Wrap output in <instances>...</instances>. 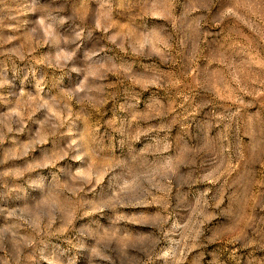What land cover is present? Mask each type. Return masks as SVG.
<instances>
[{
  "label": "clouds",
  "instance_id": "clouds-1",
  "mask_svg": "<svg viewBox=\"0 0 264 264\" xmlns=\"http://www.w3.org/2000/svg\"><path fill=\"white\" fill-rule=\"evenodd\" d=\"M216 2L184 0L178 5L177 0H119L121 7L139 9L136 15L143 22L130 21L119 33V43L113 36L107 38L124 55L142 60L138 70L134 61L108 56L96 35L97 31L107 35L111 28L118 27L111 18L113 0H97L96 9L89 6L88 0H30L36 19L19 22L25 28V43L10 50V55L16 57L10 70L13 76L24 73L21 84L29 78L33 83L31 92L19 90L21 99L27 98L28 102L17 104L15 115L20 123L36 117L33 123L41 128L44 142L47 138L58 139L62 146H59L58 158L46 152L25 155L20 164L9 168H4L5 161L0 160V220L7 218L9 225L0 228V264H48L51 256H56L59 264H121L118 242L124 238V232L134 229L121 225L120 234L105 232L115 212L122 206L151 200L161 204L166 220L167 209L173 207L177 214L183 212L190 204L187 198L192 195L191 185L204 181L219 184L220 196L210 188L198 190V217L202 216L203 220L223 217L224 222L234 223L235 227L221 233V238L230 236L241 247L253 240L249 229L264 239V194L253 191L257 183L253 166L257 163L264 166V154L258 155L250 147V155L245 158L238 139L234 146L225 145L223 134L213 135V129L224 120L231 126V117L217 121L208 112L192 122L188 139L179 136L173 141L168 134L170 125L162 119L166 111L149 110L159 98L155 94L146 100L141 96L150 86L167 85L159 66L143 61L171 62L172 50L177 47L185 56L187 69H191L192 49L204 38V26L223 23L228 18L219 11L213 13ZM14 11L8 0H0V16L7 13L8 19L17 20ZM149 19L163 23L149 24ZM14 39L0 41V47ZM50 39H58L62 48L72 50L59 62L44 57L35 63H24L35 45ZM85 43L89 47H84ZM81 49L83 51L77 55ZM37 65L62 73L54 85L55 94L45 92L47 79ZM8 71L0 67V74L4 76L0 79V89L7 86L12 91L0 92V101L16 92L14 81L7 78ZM73 75L78 79L72 81ZM109 75H117L130 87L122 92L119 111L123 115L117 117L118 123L112 128L118 137L117 147L107 153L110 159L106 163H100L106 152L104 137L86 132L81 125L87 121L89 108L98 110L112 98ZM65 78L71 83L65 85ZM206 85L207 82L202 87L210 92L212 88ZM72 105H79L81 112L76 113ZM156 119L160 122L152 123ZM11 132V122L0 121V143ZM260 134L264 135V127ZM149 153L158 164L147 173L150 180L146 184L145 170L138 168L136 161ZM233 157L245 161V171L229 185L226 173ZM64 160H71L78 167L62 166ZM209 162L215 165L212 171H208ZM189 173L191 179L185 180ZM221 178H225L223 184ZM50 193H55L54 198ZM161 193L163 196L158 199L157 194ZM181 195L185 197L184 203L180 202ZM169 196L171 201L167 199ZM249 207L254 213L251 217ZM241 224L243 229L234 235ZM208 231L212 233L215 229ZM183 239L191 247H206L214 242L211 235L204 236L199 226L194 232L187 231ZM129 254H133L132 249ZM135 254L144 264H151V257ZM211 255L218 260L215 253Z\"/></svg>",
  "mask_w": 264,
  "mask_h": 264
},
{
  "label": "rangeland",
  "instance_id": "rangeland-1",
  "mask_svg": "<svg viewBox=\"0 0 264 264\" xmlns=\"http://www.w3.org/2000/svg\"><path fill=\"white\" fill-rule=\"evenodd\" d=\"M184 0H177L178 5ZM92 9L98 7L97 0H88ZM9 7L14 9V15L17 20L7 18V13L0 16V41H7L9 37H15L9 43H3L0 47V67L9 69L7 78L15 83V95L7 100L0 101V121H9L13 132L8 133L3 142L0 143V160H4V168L11 165L20 164L25 155H40L46 152L52 158H58L60 155L59 146L62 141L47 138V142L42 139L43 132L40 127L33 123L36 117H30L20 123L16 105L27 103V98L21 99L19 90L31 92L32 79L29 78L24 84V73L13 76L11 72L12 61L16 59L15 55H10V50L18 48L24 44L25 28L19 22L24 20L34 21L36 15L33 14L30 0H8ZM112 20L118 27L111 28L107 35L97 31L96 35L100 37L101 43L106 49L107 55L134 61L136 68L142 62L141 59L126 56L114 44L110 43L108 36L116 38L120 42L119 33L124 31L135 20L136 23H142L136 13L139 9L131 7H121L119 0H113ZM180 8H176L179 13ZM213 13L217 11L224 13L228 18L223 23H209L204 26L205 36L199 42L198 47L192 49L194 59L191 62V69H187V61L180 49L174 47L171 53V62L161 63L159 59L153 61H143L158 65L165 74L167 80L166 87L157 88L150 86L148 91L141 92L143 99L155 94L159 99L150 106V111H166V117H163L165 124L170 125V137L175 141L179 136L185 139L189 138L192 122L201 118L205 112L219 121L221 118L231 117V126L227 120L223 123H217L213 129V135L220 132L224 136L225 145H235L237 139L241 151L245 158L250 155V147L258 155L264 154V135L260 130L264 127V0H217L213 7ZM235 13V15H231ZM196 15V14H194ZM148 23H163V21L148 20ZM15 24L16 27H10ZM84 47H89L85 43ZM72 49L63 47L58 39H50L47 43L34 46L31 56L24 63H35L38 59L48 57L59 62L64 56H67ZM80 52L77 55H80ZM17 63H20L18 60ZM23 67V64H21ZM44 73L47 79V88L45 92L56 93L54 87L62 73L53 69L37 65ZM122 67V66H121ZM4 76L0 74V79ZM78 79L72 76V81ZM67 85L71 81L64 79ZM207 82L212 90L206 91L202 85ZM108 83L111 85L109 92L112 94L107 103L100 109L89 108L87 110V121L81 127L86 132L96 136L104 137L106 152L100 163H106L110 157L107 153L116 149V140L118 137L112 128L118 123L117 117L123 113L119 111L120 102L123 100L122 92L130 87L127 81L121 82L117 75H109ZM140 91V89H137ZM12 91L7 86L0 89L5 94ZM45 99H48L45 96ZM76 113L81 112L79 105H72ZM160 119L153 120L152 123H159ZM237 133H239L237 137ZM164 133L162 132L161 135ZM39 141V143H37ZM231 150V149H230ZM148 156L138 158L136 166L145 170V183L150 177L147 173L157 166L158 162ZM62 166H78L71 160L62 161ZM214 164L208 163V171H212ZM228 172L226 173L227 183L231 185L242 172L245 171V161L238 158H231L228 162ZM255 180L257 181L253 189L255 194H264V166L257 163L253 166ZM203 174V173H201ZM191 179L189 173L185 180ZM225 178H221L220 183H224ZM71 177H69V182ZM219 184L212 181L198 182L191 185V192L187 199L190 201L183 212L177 214L173 207L167 209V219H164L163 209L159 202L147 201L134 204L132 206H122L118 212L112 216L111 226L105 229V232L114 231L120 234L121 225L133 228L132 232H124V238L120 240L121 264H144L139 255L143 253L151 257V264H264V239L248 230L249 237H253L251 243L241 247L232 237L225 236L221 238V233L235 227L234 223L224 222L223 217L203 220L202 216H197V196L199 191L212 189L213 193L220 196L217 189ZM104 190H107L105 182ZM100 191V189H97ZM154 194L156 190L153 189ZM175 193V188L172 190ZM55 196V193H50ZM158 199L163 194H157ZM211 195V193H210ZM171 201V196L167 197ZM185 197L180 196V202L184 203ZM174 203V201H173ZM254 213L249 207L248 216ZM7 218L0 220V228H7ZM199 226L204 236L211 235L212 243L207 246L191 247L186 239H183L187 231H195ZM209 229H215L209 233ZM243 229V224L236 228L234 233L238 234ZM183 241V242H182ZM129 249L133 254H129ZM212 253H215L214 259ZM12 253L9 252V255ZM48 264H59L56 256L48 258Z\"/></svg>",
  "mask_w": 264,
  "mask_h": 264
}]
</instances>
